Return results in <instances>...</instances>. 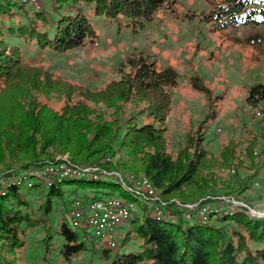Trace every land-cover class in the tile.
<instances>
[{"label": "trees", "instance_id": "1", "mask_svg": "<svg viewBox=\"0 0 264 264\" xmlns=\"http://www.w3.org/2000/svg\"><path fill=\"white\" fill-rule=\"evenodd\" d=\"M24 3L0 0V13L7 15V20L0 16V172L66 155L73 165L101 164L146 178L168 207L173 200L204 203L220 195L247 203L250 194L244 190L257 176L252 151L264 143L254 122L250 125L251 111L264 99L262 81L245 87L241 104L235 106L240 125L224 132L213 149L207 134H216L215 117L224 91L213 93L198 74H191L187 83L205 103L204 113L193 122L187 116L181 131L173 135L171 91L179 85V73L170 65L159 66L141 53H130L110 69L107 81L89 86L61 78L24 53L25 47L63 52L92 43L97 36L89 14L121 19L123 26L136 31L158 12L177 16L173 0H52L51 13L42 5L24 8ZM11 6L22 9V20L10 19ZM186 15L210 24L214 32L264 26V0H215L207 11ZM258 40L257 34L249 33L240 42L255 45ZM105 156L110 160L101 162ZM108 178L62 179L46 186L42 202L34 207L16 186L7 188L0 194V264H24L21 236L29 228L41 233L40 264H55L49 260L52 254L68 262L82 252L84 232L62 220L50 225L52 199L69 204L72 196H80L78 189L84 197L95 198L89 192L93 186L120 188L116 180L103 182ZM61 182L74 184L70 196L64 195ZM118 197L135 200L121 188ZM174 212L176 220L153 218L136 202L120 243L126 246L132 239L135 249H103V264H264V217L251 216L243 207L212 214L206 221H187L180 218L179 209Z\"/></svg>", "mask_w": 264, "mask_h": 264}, {"label": "rangeland", "instance_id": "2", "mask_svg": "<svg viewBox=\"0 0 264 264\" xmlns=\"http://www.w3.org/2000/svg\"><path fill=\"white\" fill-rule=\"evenodd\" d=\"M51 1L42 0L41 2L42 7L49 13H51ZM173 1L178 11L177 16H170L167 12H158L157 18L136 31L123 26L121 19L108 20L89 14V21L97 36L92 43L88 41L82 46L63 52H57L49 47L42 49L35 46L22 47L25 55L32 62L42 64L49 71L65 80L89 86H99L107 81L110 78V69L130 53H141L159 66L170 65L179 73V85L174 91H171L170 116L173 117L171 123V126L174 127L173 135L181 131L182 120L185 121L187 116L190 122H193L200 119L204 113L205 103L200 97H196L187 83L191 74H198L213 93L224 91V98L218 103L215 117V121L219 122L216 126L220 132L216 131L215 136L207 134L212 148L216 149L224 132L234 130L241 123L236 117L235 106L241 104L245 87L255 80L264 81V26L246 25L214 32L211 30L210 24L203 23L197 18H187L186 13L207 11L215 0ZM24 8H29L26 2ZM10 11L12 21L22 20V9L11 6ZM60 11H65V9L62 7ZM0 16L7 15L0 13ZM5 20H7L6 17ZM249 33L257 34L258 44L246 45L240 42ZM48 104L54 107L58 106L53 102ZM237 114L239 113L237 112ZM252 124L253 121L250 125ZM213 125L215 126V124ZM119 173L123 177L126 174L122 171ZM82 179L86 178L82 177ZM115 180L116 177L111 176L103 182L114 184ZM60 187L64 195L70 196L74 184L61 182ZM39 190L38 186L29 189L18 188L21 197L29 203V206L33 207L42 202L47 187L43 186L42 191L39 192ZM89 192L98 198L117 197L120 188L117 185L114 188L111 185L99 184L91 187ZM76 194L81 197L85 196L80 189ZM248 197L249 199L245 201L249 205L264 212V184L258 190L252 191ZM84 199L89 198L84 197ZM215 201L208 202L213 205ZM69 206L68 203L60 204L52 199L53 213L49 216L50 225L56 226V223L61 220L69 225L66 212ZM222 210L224 207L218 213H221ZM84 228V226L78 228L77 231L83 232ZM128 228V220H124L121 222L118 232L125 237ZM40 237L41 233L38 228L33 230L29 228L27 233L21 236L24 243L19 254L21 253L20 256L24 264H40V258L44 252L43 246L40 245ZM122 240L119 239L118 242L121 243ZM83 242L85 249L68 262L58 260L54 254L50 256L49 260L55 264H103L101 251L108 248L96 244L97 241L88 228L85 231ZM124 246L107 251L114 253L135 249V241L129 239L125 248H123Z\"/></svg>", "mask_w": 264, "mask_h": 264}, {"label": "built area", "instance_id": "3", "mask_svg": "<svg viewBox=\"0 0 264 264\" xmlns=\"http://www.w3.org/2000/svg\"><path fill=\"white\" fill-rule=\"evenodd\" d=\"M31 10H36L41 6L42 0H23ZM264 84V81H263ZM251 120L257 129L264 135V99L251 111ZM220 132L219 128H216ZM222 133V131H221ZM252 157L257 167V176L252 179L250 186L244 190L245 194H251L264 184V143L252 151ZM109 157H104L101 162L109 161ZM232 173L233 170H230ZM242 173H247L242 171ZM115 176L120 188L128 193L135 200L124 197L108 196L105 198L84 199L81 196H72L70 206L67 211L69 225L72 228L90 229L98 245L108 249L116 250L123 239V235L118 232L122 221L127 220L136 210V202L144 206L153 218L164 220H176V209L180 210V218L185 220L199 219L206 221L207 218L221 211L222 214L230 213L234 208L243 207L249 215L264 217V212L253 208V205L244 203L232 196L220 195L209 199L210 202L216 200L213 205L207 203H185L180 204L173 200V205L168 207V202L162 200L153 189L151 183L142 176H134L103 168L101 164L88 166H77L67 161V156H57L54 161L39 165H27L25 167H10L0 172V194H3L10 186L17 188H32L48 186L59 183L62 179L82 178L97 179Z\"/></svg>", "mask_w": 264, "mask_h": 264}]
</instances>
